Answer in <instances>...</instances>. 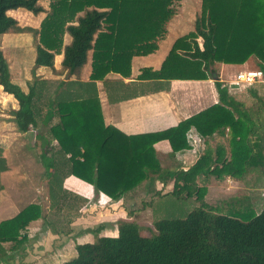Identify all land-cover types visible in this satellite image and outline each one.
I'll list each match as a JSON object with an SVG mask.
<instances>
[{
	"label": "trees",
	"instance_id": "obj_1",
	"mask_svg": "<svg viewBox=\"0 0 264 264\" xmlns=\"http://www.w3.org/2000/svg\"><path fill=\"white\" fill-rule=\"evenodd\" d=\"M37 1L0 0V35L27 31L34 41L31 79L24 81L25 90L11 80L0 49V87L17 101L11 112L17 131L26 132L36 123L34 71L40 66L52 68L54 55L61 52V69L66 75H77L90 51L84 95L52 97L48 103L57 116L49 131L60 151L67 154L69 174L115 200L150 175L173 179L168 194L185 199L194 190L196 202L182 216L155 219L147 234H142L143 227L137 221L118 219L116 236L76 243L75 255L59 264H264V205L257 212L246 205L241 212L219 213L201 201L203 188L194 183L199 174L228 172L239 177L251 169L264 172V97L249 89L259 102L245 107L217 78L213 81L216 103L164 129L126 135L103 124L94 81L103 80L107 73L127 77L132 56L156 50L177 0H48L49 9L35 28L20 27L6 14L21 7L35 15L43 11ZM65 33L70 36L67 44H63ZM198 36L201 48L195 40ZM249 56L264 76V0H201L193 31L173 40L158 69L143 68L137 77L158 82L211 79L216 65L240 64ZM88 87L93 95L87 94ZM224 127L230 136L229 159L220 160L219 166L210 167L206 154L185 170L160 166L153 143L165 139L174 152L189 146V130L204 137ZM41 164L48 169L52 160L44 163L41 158ZM5 168L0 157V171ZM46 175L53 208L61 187L53 174ZM38 218H44L42 209L31 203L0 220V243L21 242L17 236Z\"/></svg>",
	"mask_w": 264,
	"mask_h": 264
},
{
	"label": "crops",
	"instance_id": "obj_2",
	"mask_svg": "<svg viewBox=\"0 0 264 264\" xmlns=\"http://www.w3.org/2000/svg\"><path fill=\"white\" fill-rule=\"evenodd\" d=\"M37 3L43 10L35 14L38 16L39 23L49 6L48 0H38ZM173 7L174 14L166 23L165 36L158 41L156 50L146 55L132 56L130 74L127 77L107 73L103 80L94 81L104 125L112 126L126 135L157 131L175 125L217 102L213 79H170L158 82L137 77L143 68L158 69L173 40L193 31L195 18L200 12L201 0H177ZM27 13L29 11L21 7L6 11L7 15L16 20L18 17L15 15ZM37 26L31 25L33 28ZM69 40L70 36L65 33L63 44H67ZM195 40L198 48H201L202 38L198 36ZM61 60L60 52L54 55L52 68L40 66L34 71L37 81H43L41 85H47L51 89L48 88L50 93L43 98L42 103L39 102L36 105V123L26 132L17 131L12 120L11 112L17 108V101L3 91L0 94V157L6 166L0 171V220L14 216L22 207L31 203L39 204L44 215V218L30 221L20 232L17 237L21 239V242L13 245L9 242L0 243V264H59L75 255L76 243L93 242L94 237L90 233L93 230L98 237L116 236L118 219H131L141 223L142 221L134 217L136 214H145L147 211L150 217H153L152 199L166 196L165 194L172 190L173 179L164 180L155 178L153 175L143 182L144 185L137 186L115 200L100 191L96 192L90 183L69 174L67 154L60 151L49 131V126L56 122L57 116L48 108V103L52 97L64 99L68 94L78 97L84 95L83 85L86 86L89 83L90 51L77 75H66L65 70L61 69ZM253 60L255 61L253 56H249L240 64L220 63L215 66L218 69L216 76L221 82L223 80L228 82L237 71L253 69L248 67V63H253ZM9 73L11 80L17 79L10 69ZM24 78L27 79L25 76ZM57 85H61L58 90ZM37 91V94L46 92L41 89ZM93 93V89L88 87L87 94L93 95ZM3 101L6 103L1 104ZM48 112L51 113L48 115ZM30 131L34 134L32 140L27 143V155L23 150L24 143L17 141L14 145V142L21 134L24 135ZM229 137L227 127L215 130L211 135L204 137L189 130L187 148L173 152L165 139L153 143L152 147L162 168L185 170L203 154L208 156L209 165L212 167L219 166V161L222 159H229ZM36 145L38 150L31 152L30 149H36ZM41 158L44 163L47 159L52 160L51 167L43 168ZM179 159L181 161H178ZM14 160H19L20 165L16 166L10 162ZM36 161L40 164L39 170ZM164 161H168L173 166L170 168L164 164ZM34 169L35 173H33ZM46 173L53 174L61 187L58 202L53 208L50 207L47 195L49 181ZM33 174L43 179L40 180L43 182L42 194L38 192L36 186L31 187L30 184L21 181L22 176L23 178L25 176V179L27 177L33 179L35 177ZM262 175L264 173L252 169L239 177L232 176L228 172H221L220 175L213 172L197 175L194 183L197 187L203 188V195L209 188L213 190L217 187L227 190L239 189L243 186L248 190V187L255 186L258 176ZM166 183L170 184L171 188H166L165 193L161 192L162 190L159 191L166 187ZM146 187L150 190H146ZM137 193L147 195L146 199L141 198L142 194L139 195L140 206H134L136 200L134 197ZM37 194H40L41 199ZM194 198L195 196H191L185 200ZM206 206L215 210L213 206L207 204Z\"/></svg>",
	"mask_w": 264,
	"mask_h": 264
},
{
	"label": "rangeland",
	"instance_id": "obj_3",
	"mask_svg": "<svg viewBox=\"0 0 264 264\" xmlns=\"http://www.w3.org/2000/svg\"><path fill=\"white\" fill-rule=\"evenodd\" d=\"M29 13L21 14V15L13 14L16 17H18V20H16L15 18L14 19L17 21V24L20 27L22 26L31 27V25L32 26L38 25V22H37L38 16H35L32 13H30L31 14L30 15ZM0 49L2 51L3 57L7 65L9 66V69L11 70L12 74L17 77V79L14 81L25 90L26 86L24 84V81L31 79L30 68L32 66L33 57H34V41H33V37L31 33L27 31H21V32H11L10 31V32L1 34L0 35ZM248 67L255 69L258 66H257L256 61L253 60V63L252 62L248 63ZM215 70L217 72L218 69H215ZM24 76L27 77V79H25ZM224 78H226V76H224ZM42 82H38L36 79V84H37L36 90L41 89V90L46 91V92H40L37 94V103H36L37 105L39 102L42 103L43 98H45L47 94L50 93L48 92L49 91L48 88L50 87H48L47 85L42 86L41 85ZM222 83L223 85H226V83L228 82L223 80ZM249 89L250 90L254 89L259 95V97H264V80L256 81L252 83L250 86L240 88V90H228V93L232 95L238 101H241L245 107H249L251 105L255 106L257 105L259 101L256 98L251 96ZM1 91L2 90H0V94H1ZM67 97L68 96H65L64 98H67ZM2 103H6V102L3 101L1 102V104ZM262 115H264V110H262ZM262 118L264 119V116ZM33 134L34 132L32 131L27 132L24 135L21 134L15 140L14 145L16 144L17 141L23 142L24 143L23 150L27 154L28 152L27 143H29V141L32 140ZM30 150L31 152L38 150L37 145H36V149L32 148ZM31 161H33V159ZM46 161H49V160L47 159ZM178 161H181V160L179 159ZM10 162H12L16 166L20 165L19 160H14ZM36 163H37L38 170H39L40 164L38 161H36ZM164 164L168 165L170 168L173 166L168 161H164ZM33 173H35V169L33 170ZM17 175L20 176V174H17ZM150 176H153V175H150ZM40 180H43V179L37 176L33 177V179L32 177L30 178L27 177V179H25V176L24 178L23 176L21 177V181H25L27 184H30L31 187L36 186L38 192L42 194L43 193V189H42L43 182H41ZM28 181L30 183H28ZM166 188H171V185L166 183V187L161 188L159 191L162 190L161 192L165 193L166 192L165 190H167ZM247 189L248 190H246L243 186L239 189L229 188L227 190H223L220 187L219 188L217 187L216 189H213V190L209 188L208 191L205 192L204 195L202 194L201 201L203 203H206L207 205L215 207V210L217 212H222V213L241 212L242 209H244L243 207H245L246 205H248V207L250 206V208H252L254 212H257L264 205V175L258 176V181L255 182V186L248 187ZM40 194H37L39 199H41ZM141 194L137 193L136 194L137 196L134 197V199H136L134 201L135 202L134 206H140L141 201L138 200V198H139V195ZM146 196L147 195L142 194L141 198L146 199ZM192 196H195L194 190L192 191ZM130 200L131 199H129V201ZM190 200L192 199L185 200V199H181L179 196H175L171 194H168L166 196L156 197L152 199L153 202L151 203V209L153 210L151 211H152L153 217H150L149 212L147 211L145 214H141V215L136 214L134 218L136 220L142 221L140 223L141 226L143 227L142 234H147L148 232L147 227L151 226L152 222L155 219L182 216L184 212H186L188 209H190L193 205L196 204L194 200L192 201ZM101 205H104V203H101ZM118 205L121 206V204H118ZM114 210L116 211V209ZM248 213L250 214L249 211ZM91 221H94V219H91ZM90 233L93 235L94 237L93 241H94L98 237V235L96 232H94V230L91 231Z\"/></svg>",
	"mask_w": 264,
	"mask_h": 264
},
{
	"label": "built area",
	"instance_id": "obj_4",
	"mask_svg": "<svg viewBox=\"0 0 264 264\" xmlns=\"http://www.w3.org/2000/svg\"><path fill=\"white\" fill-rule=\"evenodd\" d=\"M264 80L262 71L259 68L250 69V70H239L234 73L232 79L226 83L227 92L228 90H240L250 86L256 81Z\"/></svg>",
	"mask_w": 264,
	"mask_h": 264
},
{
	"label": "water",
	"instance_id": "obj_5",
	"mask_svg": "<svg viewBox=\"0 0 264 264\" xmlns=\"http://www.w3.org/2000/svg\"><path fill=\"white\" fill-rule=\"evenodd\" d=\"M210 75H211V79H213V80H217V76H216V74H215V72H211L210 73Z\"/></svg>",
	"mask_w": 264,
	"mask_h": 264
}]
</instances>
